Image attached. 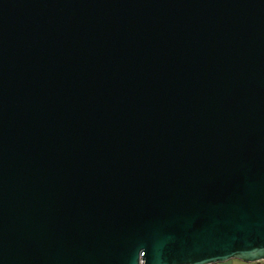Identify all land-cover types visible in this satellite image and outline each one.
<instances>
[{
	"label": "water",
	"instance_id": "obj_1",
	"mask_svg": "<svg viewBox=\"0 0 264 264\" xmlns=\"http://www.w3.org/2000/svg\"><path fill=\"white\" fill-rule=\"evenodd\" d=\"M235 258L264 261V0H0V264Z\"/></svg>",
	"mask_w": 264,
	"mask_h": 264
},
{
	"label": "crops",
	"instance_id": "obj_2",
	"mask_svg": "<svg viewBox=\"0 0 264 264\" xmlns=\"http://www.w3.org/2000/svg\"><path fill=\"white\" fill-rule=\"evenodd\" d=\"M239 259L235 258V259H231V260H228V261H224V262H217V263H212V264H237V261ZM242 261V260H240Z\"/></svg>",
	"mask_w": 264,
	"mask_h": 264
},
{
	"label": "rangeland",
	"instance_id": "obj_3",
	"mask_svg": "<svg viewBox=\"0 0 264 264\" xmlns=\"http://www.w3.org/2000/svg\"><path fill=\"white\" fill-rule=\"evenodd\" d=\"M237 264H260L259 261H254V262H246V261H240V259L237 261Z\"/></svg>",
	"mask_w": 264,
	"mask_h": 264
},
{
	"label": "snow or ice",
	"instance_id": "obj_4",
	"mask_svg": "<svg viewBox=\"0 0 264 264\" xmlns=\"http://www.w3.org/2000/svg\"><path fill=\"white\" fill-rule=\"evenodd\" d=\"M219 259H222V258H219ZM219 259H212V258H209V259H204V260L211 262V261L219 260Z\"/></svg>",
	"mask_w": 264,
	"mask_h": 264
},
{
	"label": "built area",
	"instance_id": "obj_5",
	"mask_svg": "<svg viewBox=\"0 0 264 264\" xmlns=\"http://www.w3.org/2000/svg\"><path fill=\"white\" fill-rule=\"evenodd\" d=\"M260 264H264V261H260Z\"/></svg>",
	"mask_w": 264,
	"mask_h": 264
}]
</instances>
